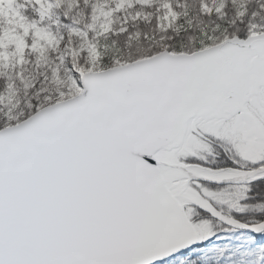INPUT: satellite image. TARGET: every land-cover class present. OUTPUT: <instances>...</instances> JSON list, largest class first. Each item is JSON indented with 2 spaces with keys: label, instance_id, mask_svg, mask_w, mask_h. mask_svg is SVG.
<instances>
[{
  "label": "snow or ice",
  "instance_id": "obj_1",
  "mask_svg": "<svg viewBox=\"0 0 264 264\" xmlns=\"http://www.w3.org/2000/svg\"><path fill=\"white\" fill-rule=\"evenodd\" d=\"M158 262L264 264V0H0V264Z\"/></svg>",
  "mask_w": 264,
  "mask_h": 264
},
{
  "label": "rangeland",
  "instance_id": "obj_2",
  "mask_svg": "<svg viewBox=\"0 0 264 264\" xmlns=\"http://www.w3.org/2000/svg\"><path fill=\"white\" fill-rule=\"evenodd\" d=\"M7 16H12V20H13L14 22H17V23H18V21H16L15 16L12 15V13H11L10 11H6V17H7ZM14 31H15V29L13 28V29H12V32H14Z\"/></svg>",
  "mask_w": 264,
  "mask_h": 264
},
{
  "label": "water",
  "instance_id": "obj_3",
  "mask_svg": "<svg viewBox=\"0 0 264 264\" xmlns=\"http://www.w3.org/2000/svg\"><path fill=\"white\" fill-rule=\"evenodd\" d=\"M158 264H159V262H158Z\"/></svg>",
  "mask_w": 264,
  "mask_h": 264
}]
</instances>
